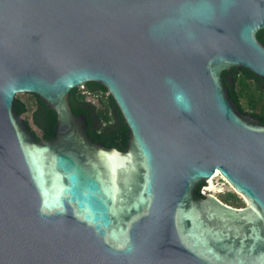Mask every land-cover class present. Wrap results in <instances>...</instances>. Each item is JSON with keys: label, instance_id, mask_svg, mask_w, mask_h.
Here are the masks:
<instances>
[{"label": "water", "instance_id": "water-1", "mask_svg": "<svg viewBox=\"0 0 264 264\" xmlns=\"http://www.w3.org/2000/svg\"><path fill=\"white\" fill-rule=\"evenodd\" d=\"M264 0H0V264H264ZM173 81L190 108L174 101ZM96 83L126 128L85 134L70 91ZM55 114L34 141L13 113ZM217 174L245 202L199 196Z\"/></svg>", "mask_w": 264, "mask_h": 264}, {"label": "trees", "instance_id": "trees-1", "mask_svg": "<svg viewBox=\"0 0 264 264\" xmlns=\"http://www.w3.org/2000/svg\"><path fill=\"white\" fill-rule=\"evenodd\" d=\"M261 41L264 43V35L261 36ZM231 89L235 104L241 113L257 116L264 108V93L258 92L253 80L245 78L240 72L236 73ZM85 94L98 97V106L87 101ZM29 96L32 98L33 107L29 111V121L23 118V124H26V129L34 141L51 140L54 137L55 114L37 97L32 94ZM68 104L72 114L84 116V132L90 140L105 148L125 151L126 128L112 100L100 85L88 83L84 85L83 91H70ZM12 110L16 116L21 117L28 112V106L15 96ZM199 196L203 197L200 193ZM220 201L233 208H240L242 204L234 193H226Z\"/></svg>", "mask_w": 264, "mask_h": 264}, {"label": "rangeland", "instance_id": "rangeland-1", "mask_svg": "<svg viewBox=\"0 0 264 264\" xmlns=\"http://www.w3.org/2000/svg\"><path fill=\"white\" fill-rule=\"evenodd\" d=\"M79 91H83V87L82 88H78ZM18 99H20L22 102H24L25 104H27L28 106V112L26 113V115H23L21 116L20 118L23 120V118L25 119H28L29 121V111L32 109V98L29 96V94H17L15 95ZM85 98L87 101H89L90 103L94 104L95 106H98V97H95V96H91V95H87L85 94ZM32 130L33 127L31 128ZM204 195L203 196H206V195H211L213 197H215L217 200H221V197L223 195H225L226 193H234L230 187L222 182L217 176L215 178H213L211 180V188H210V184L208 182H206L205 186H204ZM234 195H236V198H239L240 201H241V205H240V208L244 207L245 206V202L244 200L242 199V197L240 195H237L234 193ZM221 202V201H220Z\"/></svg>", "mask_w": 264, "mask_h": 264}, {"label": "clouds", "instance_id": "clouds-1", "mask_svg": "<svg viewBox=\"0 0 264 264\" xmlns=\"http://www.w3.org/2000/svg\"><path fill=\"white\" fill-rule=\"evenodd\" d=\"M168 83L174 90L173 98L175 103L184 110H188L190 108V102L186 94L182 90H179L178 86L173 81L169 80Z\"/></svg>", "mask_w": 264, "mask_h": 264}, {"label": "bare ground", "instance_id": "bare-ground-1", "mask_svg": "<svg viewBox=\"0 0 264 264\" xmlns=\"http://www.w3.org/2000/svg\"><path fill=\"white\" fill-rule=\"evenodd\" d=\"M216 176H217V174H214L210 179L207 180V182L210 184V188H211V180H212L213 178H215Z\"/></svg>", "mask_w": 264, "mask_h": 264}, {"label": "built area", "instance_id": "built-area-1", "mask_svg": "<svg viewBox=\"0 0 264 264\" xmlns=\"http://www.w3.org/2000/svg\"><path fill=\"white\" fill-rule=\"evenodd\" d=\"M217 177L222 181V182H224L223 180H222V178L221 177H219L218 175H217ZM225 183V182H224ZM204 190V189H203ZM200 194L201 195H204L205 193H204V191H200Z\"/></svg>", "mask_w": 264, "mask_h": 264}, {"label": "flooded vegetation", "instance_id": "flooded-vegetation-1", "mask_svg": "<svg viewBox=\"0 0 264 264\" xmlns=\"http://www.w3.org/2000/svg\"><path fill=\"white\" fill-rule=\"evenodd\" d=\"M206 183H204V185H205ZM203 189H205L204 187H200V189H199V193H200V191H202ZM203 196V195H202ZM204 197V196H203Z\"/></svg>", "mask_w": 264, "mask_h": 264}]
</instances>
